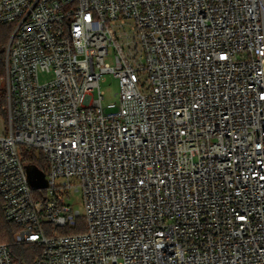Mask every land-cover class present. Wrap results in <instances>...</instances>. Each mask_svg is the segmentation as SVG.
<instances>
[{
    "label": "built area",
    "instance_id": "built-area-1",
    "mask_svg": "<svg viewBox=\"0 0 264 264\" xmlns=\"http://www.w3.org/2000/svg\"><path fill=\"white\" fill-rule=\"evenodd\" d=\"M2 51L1 208L35 264H264V0H0Z\"/></svg>",
    "mask_w": 264,
    "mask_h": 264
},
{
    "label": "trees",
    "instance_id": "trees-1",
    "mask_svg": "<svg viewBox=\"0 0 264 264\" xmlns=\"http://www.w3.org/2000/svg\"><path fill=\"white\" fill-rule=\"evenodd\" d=\"M4 76V53L0 52V79ZM6 91L5 87L0 88V110L5 113ZM23 159L29 164L40 166L44 164L43 157L35 150L21 149ZM2 200L0 197V242L10 245L11 252L15 258L22 261L23 264H35V260L40 253V247L32 242L23 245L14 244V237L18 232V227L14 224L8 223L2 212Z\"/></svg>",
    "mask_w": 264,
    "mask_h": 264
},
{
    "label": "rangeland",
    "instance_id": "rangeland-1",
    "mask_svg": "<svg viewBox=\"0 0 264 264\" xmlns=\"http://www.w3.org/2000/svg\"><path fill=\"white\" fill-rule=\"evenodd\" d=\"M113 52V51H112ZM114 54V52H113ZM108 62H113V55H111L108 58ZM4 77V76H3ZM47 77L42 76V79H46ZM6 86L5 80L3 78L0 79V88H4ZM102 89L105 92V104L112 102L115 100V94L119 92V81L117 78L107 75L106 78L102 82ZM3 116L0 113V128H2L3 125ZM71 204L74 209L79 210L82 215L85 214V204L83 201L82 193H73L71 195ZM29 264V263H26Z\"/></svg>",
    "mask_w": 264,
    "mask_h": 264
},
{
    "label": "water",
    "instance_id": "water-1",
    "mask_svg": "<svg viewBox=\"0 0 264 264\" xmlns=\"http://www.w3.org/2000/svg\"><path fill=\"white\" fill-rule=\"evenodd\" d=\"M27 169L34 188H42L48 185L44 173L36 165L29 164Z\"/></svg>",
    "mask_w": 264,
    "mask_h": 264
}]
</instances>
